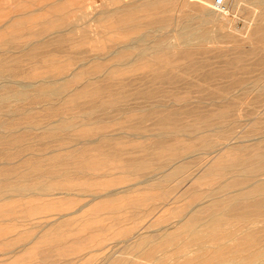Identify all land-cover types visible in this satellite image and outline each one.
Returning <instances> with one entry per match:
<instances>
[{"label": "rangeland", "instance_id": "obj_1", "mask_svg": "<svg viewBox=\"0 0 264 264\" xmlns=\"http://www.w3.org/2000/svg\"><path fill=\"white\" fill-rule=\"evenodd\" d=\"M155 1L0 0V264H264V3L224 0L222 24ZM187 20L202 36L178 47L187 59L127 64ZM59 83L63 96L46 92Z\"/></svg>", "mask_w": 264, "mask_h": 264}, {"label": "bare ground", "instance_id": "obj_2", "mask_svg": "<svg viewBox=\"0 0 264 264\" xmlns=\"http://www.w3.org/2000/svg\"><path fill=\"white\" fill-rule=\"evenodd\" d=\"M224 1V0H223ZM253 1V2H252ZM257 1V2H256ZM237 0L236 1V3L238 4V3H240V5H241V3L242 4H246V5H249V6H251V7H254V8H257V7H260L261 6V4H263L264 2H262L261 0H260V2H258V0ZM143 2V1H142ZM179 2L180 3H183V6L184 7H187V9H189V11L191 10V11H193V12H197L196 13V15H194V16H192V15H190V17L189 18H191V20L192 19H208V20H210V21H212V20H214V21H217V22H220V23H222L223 24V22L225 21V19L227 18L226 17V15H227V13H228V10H227V8L229 7L228 5V7H226L225 6V8L223 9V8H221V7H219L218 8V6L216 5V3H214V1L213 0H179ZM168 3V0H157V1H155V3L154 4H152V5H155V6H163V5H166ZM142 4H144V3H142ZM179 5V4H178ZM239 5V4H238ZM178 7V6H177ZM174 9V8H173ZM183 9V8H182ZM154 10H157V9H154ZM28 11V10H27ZM33 11V10H32ZM177 11V10H176ZM188 11V12H189ZM18 12V11H17ZM31 12V11H30ZM145 12V11H144ZM260 12V11H259ZM26 13V12H25ZM88 14V13H87ZM20 15V14H19ZM29 15V14H28ZM97 15V14H96ZM134 15V14H133ZM59 16V15H58ZM175 16V15H174ZM16 17V16H15ZM21 17V16H20ZM10 18V17H9ZM137 18V17H136ZM175 18V17H174ZM254 18V17H253ZM18 20V19H17ZM190 20V21H191ZM14 21V20H13ZM96 21H97V19H96ZM160 24H162V23H164L165 22V18H163V17H158V20H157ZM188 21V20H187ZM190 21H188V23L187 22H185V21H179V23L180 24H178L177 26L179 27V29H177L178 31L177 32H175L174 33V36H173V38L171 39V41H173L172 43H168L167 42V40H168V38H167V40H165V39H162V40H160V41H155V42H153L149 47H147V48H145L144 50H142L141 52H139L137 55H135L134 56V53H133V57L132 56H129V61H127V64H130L131 66L133 65H135L137 62H138V60H142V61H145L146 62V57H150V58H153V59H158V58H162V57H164V56H166V55H168L169 54V52L170 51H174V52H176L177 53V59H176V61H180V60H183V59H187L189 56H190V52L188 51V50H186V49H178V47H186V46H190L191 45V43H193V42H195L196 41V43L197 44H199L202 40H200V38L202 37V36H199L198 35V31H197V27L195 28V27H193L192 26V23H189ZM12 22V21H11ZM7 23V22H6ZM225 23V22H224ZM5 24V23H4ZM29 24V23H28ZM52 24V23H51ZM5 26V25H4ZM56 26V25H55ZM156 27V26H155ZM164 27V26H163ZM225 26H222L221 28H219V29H211V30H209V32H207L208 34H206L205 35V38L203 39V41L204 42H208V41H212V39L214 38L213 36L214 35H217L218 33V31L220 30H222V28H224ZM209 28V27H208ZM22 29V28H21ZM153 29V28H152ZM157 28H155V31H157L156 30ZM13 30V29H12ZM62 30V29H61ZM71 30V29H70ZM199 30H201V29H199ZM2 31V30H1ZM14 31V30H13ZM59 31V30H58ZM147 31V30H146ZM55 32H56V30H55ZM54 32V33H55ZM60 32H62V31H60ZM67 32V31H66ZM148 32V31H147ZM152 32V31H151ZM13 33V32H12ZM11 33V34H12ZM162 33V32H161ZM163 33H165V32H163ZM14 34V33H13ZM151 35V34H150ZM21 36V35H20ZM157 36H159V35H157ZM6 37V36H5ZM32 37V36H31ZM219 37V36H218ZM56 38V37H55ZM61 38V37H60ZM7 39V38H6ZM18 39H20V38H18ZM202 39V38H201ZM70 40V39H69ZM41 41V40H40ZM72 41V40H71ZM71 41H69V42H71ZM259 41V40H258ZM5 42V41H4ZM73 42V41H72ZM17 43V42H16ZM21 43V42H20ZM31 43V42H30ZM76 43V42H75ZM133 43V42H132ZM136 43V42H135ZM150 43V42H149ZM219 43V42H218ZM13 45V44H12ZM126 45V44H125ZM219 45V44H218ZM221 45V44H220ZM20 46V45H19ZM23 47V46H22ZM245 47V46H244ZM121 48V47H120ZM134 47H132V49H133ZM124 50H127V48H123V49H121V50H117V51H115V52H110V53H112L111 54V57H113L114 59H116V60H119V61H121L120 59L122 58V57H124ZM17 51V50H16ZM20 52V51H19ZM82 52V51H81ZM249 52V51H248ZM194 53V52H193ZM240 53V52H239ZM247 53V52H246ZM4 55H6V54H4ZM12 55V54H11ZM104 55V54H103ZM98 56V55H97ZM248 56V55H247ZM9 57V56H8ZM91 57V56H90ZM106 57H108V56H106ZM125 57H127V56H125ZM83 58V57H82ZM99 58V57H98ZM170 58V57H169ZM201 58V57H200ZM92 59V58H91ZM90 59V60H91ZM206 59V58H205ZM15 60V59H14ZM167 60V59H166ZM218 60V59H217ZM248 60V59H247ZM95 61V60H94ZM124 61V60H123ZM122 61V62H123ZM192 61V60H191ZM230 61V60H229ZM11 62V61H10ZM81 62V61H80ZM89 62V61H88ZM116 62V61H115ZM184 62V61H183ZM199 62V61H198ZM217 62V61H216ZM233 62V61H232ZM91 63H92V61H91ZM101 63V62H100ZM163 63V62H162ZM168 63H170L169 61H168ZM195 63V62H194ZM200 63V62H199ZM7 64V63H6ZM5 64V65H6ZM18 64V63H17ZM237 64V63H236ZM81 65H82V63H81ZM84 65V64H83ZM86 65V64H85ZM112 65V64H111ZM117 65H120V63L119 64H117ZM122 65H123V63H122ZM202 65V64H201ZM248 65V64H247ZM55 66V65H54ZM121 66V65H120ZM154 66V65H153ZM32 67V66H31ZM30 67V68H31ZM105 67V66H104ZM128 67V66H127ZM168 67V66H167ZM190 67V66H189ZM118 68V67H117ZM159 68V67H158ZM182 68V67H181ZM111 69V68H110ZM133 69V68H132ZM180 69V68H179ZM194 70V71H200L201 69H202V67H199V65H196V64H194V65H191V68H190V70ZM7 70V69H6ZM5 70V71H6ZM65 70V69H64ZM70 70H72V69H70ZM83 70V69H82ZM81 70V71H82ZM156 70V69H155ZM177 70H178V68H177ZM209 70V69H208ZM13 71V70H12ZM72 71H74V70H72ZM78 71V70H77ZM109 71V70H108ZM4 72V70H2V69H0V77L1 76H3L2 75V73ZM27 72V71H26ZM160 72V71H159ZM7 73V72H6ZM59 73V72H58ZM70 73V72H69ZM77 73V72H76ZM8 74V73H7ZM72 74V73H71ZM79 74V73H78ZM52 75V74H51ZM174 75V74H173ZM203 77H204V80H209V79H212L213 78V76L214 75H212V72L211 71H209V72H203ZM226 75H228V74H226ZM16 76V75H15ZM49 76V75H48ZM47 76V77H48ZM104 76V75H103ZM114 76V75H113ZM144 76V75H143ZM156 76V75H155ZM163 80H165V81H168L169 79H170V77L169 76H167V75H165V74H162V75H159ZM7 77V76H6ZM71 77V76H70ZM172 77V76H171ZM197 77V76H196ZM196 77H194V78H196ZM222 77V76H221ZM11 78V77H10ZM86 78H88V77H86ZM90 78V77H89ZM141 78H146V77H142L141 76ZM20 79V78H19ZM67 79V77L64 79V80H66ZM114 79V78H113ZM152 79V78H151ZM5 80H7L6 78H5ZM54 80V79H53ZM68 80V79H67ZM233 80V79H232ZM8 81V80H7ZM6 81V82H7ZM12 81H14V80H12ZM22 81V80H21ZM20 81V82H21ZM44 81V80H43ZM81 81V80H80ZM91 81H94V80H91ZM90 81V82H91ZM160 81V80H159ZM177 81H179V80H177ZM219 81H221V80H219ZM17 82V81H16ZM62 82H63V80H62ZM87 82V81H86ZM117 82V81H116ZM199 82H201V81H199ZM2 83V82H1ZM24 83V82H23ZM26 83V82H25ZM37 83V82H36ZM35 83V84H36ZM44 83V82H43ZM56 83V82H55ZM58 83V82H57ZM87 83H89V82H87ZM112 83V82H111ZM204 83V82H203ZM202 83V84H203ZM33 84H34V82H33ZM196 84V83H195ZM218 84V83H217ZM20 85V84H19ZM25 85V84H24ZM26 85H28L27 83H26ZM25 85V86H26ZM49 85V84H48ZM77 85V84H76ZM101 85V84H100ZM104 85V84H103ZM130 85H132V84H130ZM142 85V84H141ZM146 85H147V83H146ZM183 85V84H182ZM1 86H3L4 87V84L3 85H1ZM13 86V85H12ZM23 86V85H22ZM35 86V85H34ZM79 86V85H78ZM85 86H87V85H85ZM92 86V85H91ZM180 86V85H179ZM203 86V85H202ZM214 86H216V85H214ZM28 87V86H27ZM29 87H30V85H29ZM28 87V88H29ZM79 87H82V86H79ZM125 87V86H124ZM135 87V86H134ZM142 87V86H141ZM150 87V86H149ZM211 87V86H210ZM0 88H2V87H0ZM69 88V87H68ZM96 88V87H95ZM101 88H102V86H101ZM100 88V89H101ZM153 88V87H152ZM155 88V87H154ZM165 88H169V87H165ZM164 88V89H165ZM171 88V87H170ZM185 89H186V87H184ZM6 89V88H5ZM35 89V88H34ZM33 89V90H34ZM93 89V88H92ZM111 89V88H110ZM118 89V88H117ZM146 89H147V87H146ZM178 89V88H177ZM204 89V88H203ZM214 89H216V88H214ZM228 89H229V86L228 85H226L225 86V92H227L228 91ZM36 90V89H35ZM77 90H78V88H77ZM131 90V89H130ZM145 90V89H144ZM162 90V89H161ZM201 90V89H200ZM7 91H9V89L7 90ZM29 91V90H28ZM72 91V90H71ZM96 91V90H95ZM115 91V90H114ZM128 91V90H127ZM126 91V92H127ZM132 91V90H131ZM177 91V90H176ZM175 91V92H176ZM219 91V90H218ZM20 91H18V93H19ZM24 92V91H23ZM34 92V91H33ZM39 92V91H38ZM37 92V93H38ZM46 92H48L50 95L52 94V95H55V96H58V95H62V94H64L65 93V86H64V84H61V83H59V84H56V85H53V86H51V88L48 90V91H46ZM75 92V91H74ZM79 92V91H78ZM116 93H117V91H115ZM137 92V91H136ZM183 92V91H182ZM235 92V91H234ZM9 93V92H8ZM17 93V94H18ZM109 93V92H108ZM133 93V92H132ZM135 93V92H134ZM184 93V92H183ZM220 93H222V92H220ZM231 93H233V92H231ZM230 93V94H231ZM3 94V93H2ZM83 94V93H82ZM138 94V93H137ZM141 94H143V96L144 97H146V96H154V92H152V91H142L141 92ZM186 94V93H185ZM189 94H190V91H189ZM1 95V94H0ZM77 95V94H76ZM81 95V94H80ZM79 95V96H80ZM98 95H100V94H98ZM102 95V94H101ZM103 95H104V93H103ZM114 95V94H113ZM113 95L111 96V97H113ZM120 95V94H119ZM130 95V94H129ZM128 95V96H129ZM159 95V94H158ZM165 94H163V96H164ZM34 96V95H33ZM32 96V97H33ZM47 96V95H46ZM63 96V95H62ZM93 95H91V97H92ZM125 96V95H124ZM135 96V95H134ZM161 96V95H160ZM193 96V95H192ZM237 96V95H236ZM3 97V96H2ZM2 97H0V98H2ZM31 97V96H30ZM36 97V96H35ZM110 97V98H111ZM175 97V96H174ZM173 97V98H174ZM201 97H202V95H201ZM210 97V96H209ZM12 98V97H11ZM52 98V97H51ZM65 98V97H64ZM80 98H82V97H80ZM114 98V97H113ZM122 98V97H121ZM136 98V97H135ZM171 98V97H170ZM190 98V97H189ZM210 98H212V97H210ZM6 99V98H5ZM8 99V98H7ZM14 99V98H13ZM103 99V98H102ZM106 99V98H105ZM115 100H116V98H114ZM133 99H134V97H133ZM157 99V98H156ZM174 99H176V101L177 102H182V101H186V100H188V98L187 97H183L182 95H179L178 93L176 94V97L174 98ZM201 99V98H200ZM204 99V98H203ZM17 100H19V99H17ZM21 100H23V99H21ZM25 100V99H24ZM54 100V99H53ZM101 100V99H100ZM107 100V99H106ZM132 100V99H131ZM163 100V99H162ZM210 100V99H209ZM6 101V100H5ZM119 101H121V100H119ZM147 101V100H146ZM149 101V100H148ZM155 101V100H154ZM159 101V100H158ZM165 101V100H164ZM97 102V101H96ZM108 102V101H107ZM111 102V101H110ZM126 102V101H125ZM136 102V101H135ZM134 102V103H135ZM137 102H139V101H137ZM153 101H151V103H152ZM156 102V101H155ZM167 102V101H166ZM172 102H173V100H172ZM2 103V102H1ZM0 103V104H1ZM5 103V102H4ZM3 103V104H4ZM12 103V102H11ZM116 103H118V101L116 102ZM127 103V102H126ZM125 103V104H126ZM147 103V102H146ZM158 103H160V102H158ZM162 103V102H161ZM160 103V104H161ZM220 103V102H219ZM81 104V103H80ZM171 104V103H170ZM189 104H191V103H189ZM216 104V103H215ZM218 104V103H217ZM221 104V103H220ZM219 104V105H220ZM7 105V104H6ZM5 105V106H6ZM29 105V104H28ZM61 105V104H60ZM92 105V104H91ZM104 105H106V104H104ZM116 105V104H115ZM127 105V104H126ZM129 105H133V103H131V104H129ZM181 105V104H180ZM88 106H90V105H88ZM106 106H108V105H106ZM121 106V105H120ZM119 106V107H120ZM122 106H123V104H122ZM135 106V105H134ZM136 106H138V105H136ZM154 106V105H153ZM159 106V105H158ZM165 106V105H164ZM186 106V105H185ZM184 106V107H185ZM2 107V106H1ZM11 107V106H10ZM84 107V106H83ZM87 107V106H86ZM109 107V106H108ZM114 107V106H113ZM112 107V108H113ZM128 107V106H127ZM144 107V106H143ZM156 107V106H155ZM160 107V106H159ZM171 107V106H170ZM169 107V108H170ZM182 107V106H181ZM180 107V108H181ZM5 108V107H4ZM36 108V107H35ZM116 108V107H115ZM114 108V109H115ZM130 108V107H129ZM134 108V107H133ZM137 108V107H136ZM141 108V107H140ZM179 108V109H180ZM193 108V107H192ZM194 108H196V107H194ZM1 109V108H0ZM17 109V108H16ZM117 109H118V107H117ZM127 109V108H126ZM146 109H147V107H146ZM161 109V108H160ZM168 109V108H167ZM183 109V108H182ZM191 109V108H190ZM11 110V109H10ZM15 110V109H14ZM79 110H81V109H79ZM111 110V109H110ZM116 110V109H115ZM128 110V109H127ZM149 110V109H148ZM172 110V109H171ZM178 110V109H177ZM187 110V109H186ZM7 111V110H6ZM64 111V110H63ZM70 111V110H69ZM85 111V110H84ZM90 111V110H89ZM109 111V110H108ZM111 111H113V110H111ZM118 111H121V110H119L118 109ZM150 111V110H149ZM164 111V110H163ZM206 111V110H205ZM210 111V110H209ZM10 112V111H9ZM67 112V111H66ZM124 112V111H123ZM138 112H139V110H138ZM157 112V111H156ZM171 112V111H170ZM48 113V112H47ZM74 113H76L77 114V112H74ZM135 113V112H134ZM140 113H142L141 111H140ZM145 113V112H144ZM176 113H177V111H176ZM176 113H174L173 112V114H172V116H169L168 114L166 115H161L160 116V118L159 119H157V121L159 120V123L160 124H162V123H165L167 120H172V121H170L171 122V125L173 124V125H175V121H176V119H177V117L179 116V114H176ZM50 114V113H49ZM94 114V113H93ZM121 114V113H120ZM129 113H127L126 115H128ZM132 114V113H131ZM156 114V113H155ZM170 114V113H169ZM4 115V114H3ZM2 115V116H3ZM79 115V114H78ZM102 115H104V114H102ZM111 115V114H110ZM122 115V114H121ZM148 115V114H147ZM157 115V114H156ZM210 115V114H209ZM16 116V115H15ZM43 116V115H42ZM49 116V115H48ZM63 116V115H62ZM90 116V115H89ZM88 116V117H89ZM98 116V115H97ZM101 116V115H100ZM117 116V115H116ZM115 116V117H116ZM137 116V115H136ZM149 116V115H148ZM13 117V116H12ZM47 116H45V118H46ZM61 117V116H60ZM84 117V116H83ZM114 116L112 115V118H113ZM125 117V116H124ZM180 117V116H179ZM51 118V117H50ZM63 118V117H62ZM87 118V117H86ZM95 118V117H94ZM98 118H99V116H98ZM111 118V117H110ZM127 118V117H126ZM134 118V117H133ZM146 118V117H145ZM16 119V118H15ZM61 118H59V120H60ZM79 119H81V118H79ZM90 119V118H89ZM107 119H108V117H107ZM114 119V118H113ZM116 119V118H115ZM114 119V120H115ZM121 119V118H120ZM204 118H202V120H203ZM57 120V119H56ZM82 120V119H81ZM99 120V119H98ZM129 120H131V119H129ZM215 120V119H214ZM17 121V120H16ZM39 121V120H38ZM52 121V120H51ZM55 121V120H54ZM122 121V120H121ZM124 121V120H123ZM138 121V120H137ZM18 122V121H17ZM80 122V121H79ZM98 122V121H97ZM138 122H140V121H138ZM141 122H142V120H141ZM155 122V121H154ZM51 123V122H50ZM85 123V122H84ZM100 124L102 123L101 121L99 122ZM124 123V122H123ZM16 124V123H15ZM143 124V123H142ZM151 124V123H150ZM154 124V123H153ZM209 124H210V121H209ZM5 125V124H4ZM7 125V124H6ZM131 125V124H130ZM145 125V124H144ZM149 125V124H148ZM21 126V125H20ZM55 126V125H54ZM72 126V125H71ZM83 126H84V124H83ZM94 126H96L95 124H94ZM100 126V125H99ZM2 127V126H1ZM85 127V126H84ZM22 128V127H21ZM29 128V127H28ZM45 128V127H44ZM97 128V127H96ZM5 129H7V128H5ZM100 129V128H99ZM3 130V129H2ZM19 130H21V129H19ZM23 130V129H22ZM25 130V129H24ZM88 130H90V129H88ZM165 130V129H164ZM96 131V130H95ZM217 131V130H216ZM11 132V131H10ZM110 132V131H109ZM162 132V131H161ZM169 132H172V131H169ZM205 132V131H204ZM5 133V132H4ZM29 133V132H28ZM71 133V132H70ZM159 133V132H158ZM174 133V132H173ZM203 133V132H202ZM19 134V133H18ZM33 134V133H32ZM160 134V133H159ZM158 134V135H159ZM163 133H161V135H162ZM198 134H200V133H198ZM220 134V133H219ZM225 134V133H224ZM6 135V134H5ZM30 135V134H29ZM29 135H27V136H29ZM106 135V134H105ZM117 135V134H116ZM152 135V134H151ZM154 135V134H153ZM156 135V134H155ZM206 135V134H205ZM204 135V136H205ZM208 135V134H207ZM210 135V134H209ZM10 136V135H9ZM36 136V135H35ZM108 136V135H107ZM112 136V135H111ZM121 136V135H120ZM146 136H148V135H146ZM19 137V136H18ZM163 137H165V136H163ZM199 137V136H198ZM90 138V137H89ZM156 138V137H155ZM158 138V137H157ZM172 138V137H171ZM191 138V137H190ZM117 139V138H116ZM151 139V138H150ZM192 139V138H191ZM61 140V139H60ZM88 140V139H87ZM91 140V139H90ZM93 140V139H92ZM99 140V139H98ZM115 140V139H114ZM262 140H264V139H262ZM122 141V140H121ZM184 141V140H183ZM232 141V140H231ZM235 141V140H234ZM244 141V140H243ZM242 141V142H243ZM113 142V141H112ZM144 142V141H143ZM146 142V141H145ZM180 142V141H179ZM89 143V142H88ZM92 143H94V142H92ZM101 143V142H100ZM118 143V142H117ZM232 143V142H231ZM235 143V142H234ZM43 144V143H42ZM104 144V143H103ZM119 144V143H118ZM148 144H150V143H148ZM22 145V144H21ZM26 145V144H25ZM101 145H102V143H101ZM105 145V144H104ZM225 145H227V144H225ZM225 145H224V147H225ZM189 146V145H188ZM251 146V145H250ZM93 147V146H92ZM139 147V146H138ZM191 147H192V145H191ZM230 147V146H229ZM255 147H256V145H255ZM8 148V147H7ZM22 148V147H21ZM99 148V147H98ZM214 148V147H213ZM16 149V148H15ZM65 149V148H64ZM77 150V149H76ZM108 150V149H107ZM229 150V149H228ZM82 151V150H81ZM80 151V152H81ZM106 151V150H105ZM166 151V150H165ZM183 151V150H182ZM205 151V150H204ZM214 151V150H213ZM25 152V151H24ZM139 152H141L140 150H139ZM145 152V151H144ZM169 152V151H168ZM233 152H234V150H233ZM240 152V151H239ZM238 152V153H239ZM134 153V152H133ZM160 153V152H159ZM208 153V152H207ZM206 153V154H207ZM235 153V152H234ZM237 153V152H236ZM30 154V153H29ZM78 154V153H77ZM177 154V153H176ZM180 154V153H179ZM190 154V153H189ZM231 154V153H230ZM96 155H97V152H96ZM118 155V154H117ZM149 155H151V154H149ZM234 155V154H233ZM27 156V155H26ZM174 156H175V154H174ZM247 156V155H246ZM127 157V156H126ZM161 157V156H160ZM165 157V156H164ZM173 157V156H172ZM220 157V156H219ZM218 157V158H219ZM227 157V156H226ZM230 157V156H229ZM23 158V157H22ZM131 158H133V157H131ZM140 158V157H139ZM151 158H153V157H151ZM157 158V157H156ZM217 158V159H218ZM69 159V158H68ZM103 159V158H102ZM125 159V158H124ZM234 159V158H233ZM236 159V158H235ZM62 160H63V158H62ZM65 160V159H64ZM231 160V159H230ZM60 161V160H59ZM105 161H107V160H105ZM116 161V160H115ZM114 161V162H115ZM145 161V160H144ZM100 162V161H99ZM112 162V161H111ZM196 162V161H195ZM20 163V162H19ZM110 163V162H109ZM135 164H138V163H135ZM159 164V163H158ZM157 164V165H158ZM162 164V163H161ZM101 165V164H100ZM106 165V164H105ZM134 165V164H133ZM151 165H153V164H151ZM244 165V164H243ZM118 166V165H117ZM129 166V165H128ZM223 166V165H222ZM112 167V166H111ZM214 167V166H213ZM241 167V166H240ZM246 167V166H245ZM103 168V167H102ZM106 168V167H105ZM108 168H109V166H108ZM182 168V167H181ZM204 168V167H203ZM202 168V169H203ZM211 168V167H210ZM48 169V168H47ZM95 169V168H94ZM201 170V169H200ZM93 171H95V170H93ZM108 171V170H107ZM204 171V170H203ZM223 171V170H222ZM244 171V170H243ZM250 171V170H249ZM89 172V171H88ZM141 172V171H140ZM173 172V171H172ZM205 172V171H204ZM215 172V171H214ZM218 172V171H217ZM221 172V171H220ZM211 173V172H210ZM233 173H237V172H233ZM239 173V172H238ZM104 174V173H103ZM219 175V174H218ZM240 175V174H239ZM261 175V174H260ZM162 176V175H161ZM164 176V175H163ZM171 176V175H170ZM169 176V177H170ZM236 176V175H235ZM243 176V175H242ZM245 176V175H244ZM262 176V175H261ZM60 177V176H59ZM232 177H234V176H232ZM238 177H240V176H238ZM253 177H254V175H253ZM13 178V177H12ZM156 179H158L157 177H155ZM227 178H229V177H227ZM221 179H224V178H221ZM231 179V178H230ZM248 179V178H247ZM255 179H257V178H255ZM261 179H264L263 177L261 178ZM1 180H6V179H1ZM8 180H10V178L8 179ZM151 180H153V179H151ZM150 180V181H151ZM163 180V179H162ZM162 180H160L161 182H162ZM204 180H207V179H205L204 178ZM216 180H218V179H216ZM215 180V181H216ZM237 180V179H236ZM240 180V179H239ZM242 180V179H241ZM245 180V179H244ZM253 180V179H252ZM44 181V180H43ZM46 181V180H45ZM170 181V180H169ZM238 181V180H237ZM264 181V180H263ZM29 182V181H28ZM51 182V181H50ZM84 182V181H83ZM204 182V181H203ZM222 182H224V180L222 181ZM234 182H236V181H234ZM49 183V182H48ZM196 183V182H195ZM208 183V182H207ZM231 183V182H230ZM233 183V182H232ZM74 184H76V183H74ZM155 184V183H154ZM154 184H153V186H154ZM222 184V183H221ZM250 184H252V183H250ZM255 184V183H254ZM156 185V184H155ZM159 185V184H158ZM256 185V184H255ZM161 186V185H160ZM218 186V185H217ZM217 186H216V188H217ZM220 186V185H219ZM201 187V186H200ZM214 187V186H213ZM247 187V186H246ZM260 188V187H259ZM139 190V189H138ZM206 190V189H205ZM241 190V189H240ZM45 191V190H44ZM235 191H237V189H235ZM239 191V190H238ZM259 191V190H258ZM218 193V192H217ZM228 193V192H227ZM230 193V192H229ZM241 193V192H240ZM226 194V193H225ZM112 195V194H111ZM209 195V194H208ZM261 195V194H260ZM224 196V195H223ZM229 196V195H228ZM258 196V195H257ZM156 197V196H155ZM161 197V196H160ZM220 197V196H219ZM217 198V197H216ZM221 198H222V196H221ZM253 198H255V197H253ZM212 199H213V197H212ZM261 199V198H260ZM240 200H241V198H240ZM254 200V199H253ZM245 201V200H244ZM255 201V200H254ZM257 201H259V200H257ZM199 204H201V203H199ZM198 204V205H199ZM203 204V203H202ZM205 204V203H204ZM236 204V203H235ZM248 204V203H247ZM197 205V206H198ZM231 205V204H230ZM233 205H234V203H233ZM242 205H244V204H240V205H238V206H236L237 208H233V209H237V210H239L240 209V207H242ZM263 207H264V205H263V203L261 204ZM234 207V206H233ZM211 208V207H210ZM192 210H193V208H192ZM208 210V209H207ZM224 211V210H223ZM236 211V210H235ZM249 211V210H248ZM258 211V210H257ZM260 211V210H259ZM205 212V211H204ZM227 212V211H226ZM229 212V211H228ZM187 214V213H186ZM185 214V215H186ZM238 214V213H237ZM191 215V214H190ZM206 216H208V215H206ZM205 216V217H206ZM226 216V215H225ZM254 216V215H253ZM185 217V216H184ZM201 217V216H200ZM183 218V217H182ZM254 218V217H253ZM180 220H182V219H180ZM184 220V219H183ZM231 220V219H230ZM261 220V219H260ZM176 221H177V219H176ZM190 221V220H189ZM178 222V221H177ZM186 222V221H185ZM248 222V221H247ZM260 222V221H259ZM262 222V221H261ZM197 223V222H196ZM257 223H258V221H257ZM170 224V223H169ZM187 224V223H186ZM201 224H203V223H201ZM251 224V223H250ZM254 224V223H253ZM253 224H251V225H253ZM173 225H175L176 226V224H173ZM179 225H184V224H179ZM223 225V224H222ZM165 226V225H164ZM164 226H163V228H164ZM231 227H234V225L233 226H231ZM264 227V226H263ZM172 228H174V227H171L170 228V230L172 229ZM230 228V227H229ZM235 228V227H234ZM249 228V227H248ZM257 228V227H256ZM261 228V227H260ZM160 229H161V227H160ZM253 229V228H252ZM251 229V230H252ZM259 229V228H258ZM155 230V229H154ZM159 230V229H158ZM194 230V229H193ZM254 230V229H253ZM149 231H151V230H148V232ZM153 231V230H152ZM144 232V231H143ZM146 232V231H145ZM142 234V233H141ZM190 234V233H189ZM206 234V233H205ZM242 234V233H241ZM150 235V234H149ZM188 235V234H187ZM226 235V234H225ZM178 237V236H177ZM179 238V237H178ZM252 238H254V237H252ZM260 238V237H259ZM204 239V238H203ZM179 240H181V239H179ZM198 240V239H197ZM234 240V239H233ZM232 240V241H233ZM147 241V240H146ZM200 241V240H199ZM256 241H257V239H256ZM264 241V240H263ZM149 242H151V241H149ZM242 242V241H241ZM164 244H165V242H163ZM162 243V244H163ZM234 243V242H233ZM243 243V242H242ZM158 244V243H157ZM199 244H201V243H199ZM252 244V243H251ZM255 245H257V244H255ZM258 245H259V243H258ZM128 246V245H127ZM126 246V247H127ZM130 246V245H129ZM156 246V245H155ZM154 246V247H155ZM172 246V245H171ZM237 246V245H236ZM249 246H250V244H249ZM264 246V245H263ZM147 247V246H146ZM157 247V246H156ZM193 247V246H192ZM235 247V246H234ZM233 247V248H234ZM75 248V247H74ZM160 248V247H159ZM208 248V247H207ZM150 249V248H149ZM244 249V248H243ZM261 249H262V247H261ZM158 250V249H157ZM156 250V251H157ZM162 250V249H161ZM173 250V249H172ZM224 250V249H223ZM231 250V249H230ZM237 250V249H236ZM235 250V251H236ZM249 250V249H248ZM219 251V250H218ZM217 251V252H218ZM238 251V250H237ZM147 252V251H146ZM192 252V251H191ZM227 252V251H226ZM234 252V251H233ZM253 252H255V251H253ZM155 253V252H154ZM195 253V252H194ZM225 253V252H224ZM144 254H145V252H144ZM237 254V253H236ZM251 254V253H250ZM262 254V253H261ZM193 255V254H192ZM204 255V254H203ZM207 255V254H206ZM187 256V255H186ZM194 256V255H193ZM248 256H249V254H248ZM146 257V256H145ZM240 257V256H239ZM258 257V256H257ZM224 258V257H223ZM230 258V257H229ZM241 258V257H240ZM207 259V258H206ZM234 259V258H233ZM236 259V258H235ZM242 259H244V256H243V258ZM241 259V260H242ZM262 259V258H261ZM170 260V259H169ZM183 260V259H182ZM192 260V259H191ZM217 260V259H216ZM240 260V259H239ZM260 260V259H259ZM258 260H256V262H257ZM179 262V261H178ZM232 262H234L233 260H232ZM262 262H264V261H262ZM229 263V262H228ZM235 263V262H234ZM255 263V262H254Z\"/></svg>", "mask_w": 264, "mask_h": 264}, {"label": "built area", "instance_id": "obj_3", "mask_svg": "<svg viewBox=\"0 0 264 264\" xmlns=\"http://www.w3.org/2000/svg\"><path fill=\"white\" fill-rule=\"evenodd\" d=\"M214 3H216V5L218 6V8L219 7H222V6H224V1L223 0H214Z\"/></svg>", "mask_w": 264, "mask_h": 264}]
</instances>
